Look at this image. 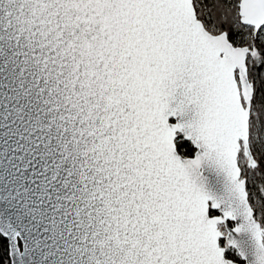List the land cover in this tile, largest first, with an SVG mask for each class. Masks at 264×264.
I'll list each match as a JSON object with an SVG mask.
<instances>
[{
  "label": "snow or ice",
  "instance_id": "obj_1",
  "mask_svg": "<svg viewBox=\"0 0 264 264\" xmlns=\"http://www.w3.org/2000/svg\"><path fill=\"white\" fill-rule=\"evenodd\" d=\"M0 264H264V0H0Z\"/></svg>",
  "mask_w": 264,
  "mask_h": 264
}]
</instances>
